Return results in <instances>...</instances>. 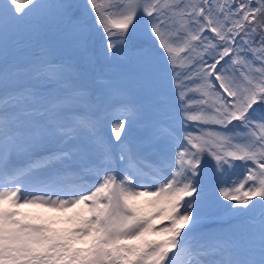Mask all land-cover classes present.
<instances>
[{
    "label": "snow or ice",
    "instance_id": "6c2138e0",
    "mask_svg": "<svg viewBox=\"0 0 264 264\" xmlns=\"http://www.w3.org/2000/svg\"><path fill=\"white\" fill-rule=\"evenodd\" d=\"M0 264H264V0H0Z\"/></svg>",
    "mask_w": 264,
    "mask_h": 264
},
{
    "label": "rangeland",
    "instance_id": "374dc122",
    "mask_svg": "<svg viewBox=\"0 0 264 264\" xmlns=\"http://www.w3.org/2000/svg\"><path fill=\"white\" fill-rule=\"evenodd\" d=\"M239 163V162H238ZM207 211L209 212V214L217 216V217H223V210L216 208V207H210L207 209ZM70 214V213H69ZM49 215H55L52 213H49ZM164 223H167V221H161V220H156L154 222V226L156 227H160L162 226ZM64 225H58V227H63ZM207 227V221L202 222L201 228L204 229ZM186 230V229H185ZM153 239H157L156 237H153Z\"/></svg>",
    "mask_w": 264,
    "mask_h": 264
}]
</instances>
